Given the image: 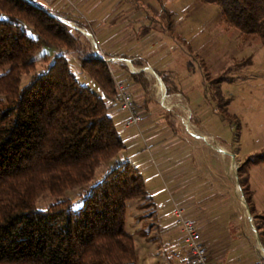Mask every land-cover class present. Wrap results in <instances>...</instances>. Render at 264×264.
<instances>
[{
	"label": "trees",
	"instance_id": "trees-1",
	"mask_svg": "<svg viewBox=\"0 0 264 264\" xmlns=\"http://www.w3.org/2000/svg\"><path fill=\"white\" fill-rule=\"evenodd\" d=\"M199 1L216 5L221 21L241 41L264 47V0ZM65 21L88 28L79 17L34 0H0V264H139L135 242L124 230L125 201L145 194L135 167L114 166L88 188L77 208L70 199L36 207L46 192L56 196L88 183L102 162L125 148L108 104L77 81L66 54H73L101 93L116 101L108 62L95 57L87 37ZM43 46L55 55L21 87L22 76L35 71L31 57ZM227 72L212 77L209 88L204 70L205 91L221 120L235 121L239 128L220 90L222 82L233 79ZM127 76L146 91L143 74ZM259 163H264V151L246 155L237 167V181L264 245V213L255 211L249 184V168ZM147 204L152 209L138 217L151 218V226L154 204L138 207ZM138 231L146 235L144 228Z\"/></svg>",
	"mask_w": 264,
	"mask_h": 264
},
{
	"label": "rangeland",
	"instance_id": "rangeland-1",
	"mask_svg": "<svg viewBox=\"0 0 264 264\" xmlns=\"http://www.w3.org/2000/svg\"><path fill=\"white\" fill-rule=\"evenodd\" d=\"M34 1L42 7L66 12L73 18L79 17L87 23V29L79 28L72 22L67 23L87 33L82 32L87 37L93 52L99 41L102 51L114 55L115 50H111V47L114 46L115 41L112 38L109 40L107 35V43L103 44L99 38L98 7L100 5L101 15L105 18L104 21L108 22V32L115 35L118 30L117 23L126 26L121 30L122 40H124L123 34L131 35L128 42L132 44V49L145 50L144 53H147L148 63L153 71L152 73L146 59L135 50L133 53L135 59L128 64L133 65L136 61L144 63L140 68H143V76L148 81L146 91L139 89L132 92L128 76L119 80L125 83L142 113L141 134L149 142L150 151H141L132 133L128 134L130 130L123 128L124 112L119 113L113 102L101 93L91 77L78 65L75 56L66 54V57L70 59V69L77 81L99 95L108 104L109 114L125 142V148L110 161L102 162L96 169L93 179L88 183L69 188L56 196L46 192L37 200L36 207L43 209L55 201L70 199L73 206L77 208L82 204L88 188L100 182L114 166L131 165L138 169L144 181L145 194L143 197L125 201L124 230L135 242L139 264H146L147 256H150L153 262L161 261L163 264L173 262L171 256L174 253L179 259L185 257L186 248L179 239L178 226L173 229L162 228L163 225L158 228L155 223L149 226L151 218H139L138 216L152 207L149 204L143 208L138 206L141 203L151 202L154 207L157 206L159 212H162V207L167 205L164 196L167 189L165 178L174 171L176 173L179 171L181 176L191 175L194 170L193 163L196 162L199 165V153L202 154V165L218 166L219 179L234 180L236 166L232 165L231 156L222 155L211 146L219 144L228 151L235 152L236 160L248 154L264 151V47L258 41H241L238 32L227 28L221 21L220 10L216 5L204 4L199 0ZM159 1L164 7L173 11L171 30L175 32L171 35V40L164 27L167 15ZM149 15L154 16L157 22L150 25L146 20ZM110 19H112L111 23ZM157 37H160V40ZM44 55H47L45 61L42 59ZM54 55L55 53L45 46L34 53L31 60L35 62V71L22 76L21 87L28 84L34 73L44 70ZM240 63L243 65L239 66ZM166 66L180 73L179 78L184 81L185 87H190L187 94L183 93L186 101L180 94L166 93L164 85L163 91L159 90L158 83L161 80H158L160 77L153 69H164ZM108 67L112 69V66ZM132 68L135 70L134 67ZM204 70L210 76L207 80L209 88L213 86L210 79L226 70H228L226 75L233 78L231 81L222 82L220 90L223 97L229 100L228 112L238 118L239 128L235 121L230 123L221 120L209 91L200 93L193 89L196 83H206ZM3 71L4 69H0V74ZM115 80L118 79L114 78V82ZM146 94H148L146 96L147 103H149L148 110L143 107V97ZM201 100L203 104L199 110H192L187 105L188 102L190 106H194L197 101L200 103ZM163 105H170L168 114L161 111ZM185 123L186 126H191L193 134L200 132L199 134L205 135L207 139L204 140L211 146L205 141H196L202 146L193 148L186 145L185 135L187 134L191 140L193 137L187 132ZM211 134L218 138V140L215 139L217 142ZM236 164L238 165L237 161ZM221 169H224V172H221ZM250 181L254 190V200L260 209L264 210V163L250 168ZM154 209L156 210V207ZM174 221L171 220V223L175 224L176 221ZM154 222H156L155 219ZM141 228L145 229L147 236L140 234L138 230ZM259 251L264 256V245Z\"/></svg>",
	"mask_w": 264,
	"mask_h": 264
},
{
	"label": "crops",
	"instance_id": "crops-1",
	"mask_svg": "<svg viewBox=\"0 0 264 264\" xmlns=\"http://www.w3.org/2000/svg\"><path fill=\"white\" fill-rule=\"evenodd\" d=\"M159 3L161 6H163L162 8L166 12V14L168 12L171 13L170 19L172 24L173 11L164 7L162 2L159 1ZM99 7H98L99 38L101 42H103V44L107 43V38H108L107 35L109 36V40L112 38L115 42L113 43L114 46L111 47V50L112 49L115 50V54L114 55L109 53L107 54L104 51H102L103 49L101 50L99 46L100 45L99 41H97L98 46H96V48L98 49L100 55L106 59L108 65L112 66L113 72L111 73L113 74V77L118 80H121L124 77H126L129 73L136 75L144 74L142 72L143 68H140L142 67V65H144L143 62L140 61L133 62L134 66L132 64L130 65L128 64V62H131L135 59V57L133 56L135 50L140 53L141 57H144L146 59L147 61L146 63L149 65L150 70L152 71V67L148 63L147 53H144L145 50L143 49L139 50L136 48L132 49V44L128 42L129 38H131V35L123 34L122 37L124 40H122L121 35L123 32L121 30L126 26H122L121 24L117 23L116 27L118 30L115 33V35H113V33L111 32H108V28H107L108 22L104 21L105 18L101 15ZM131 10L133 11V9ZM146 20L149 22L150 25H152L153 22L154 23L157 22L155 21V17L152 15L147 16ZM111 21L112 19H110L109 22L111 23ZM164 27L168 31L169 40H171V35L175 32V30H173L174 32H172L171 25L170 26L168 25L167 18ZM158 38L160 40V37H157V39ZM183 42L185 41L183 40ZM143 47H145V45H143ZM183 51H185V49ZM95 57L97 56L95 55ZM131 66L134 67L135 70ZM153 70L158 74L160 80H161V76L162 78H164L165 82L161 80L163 83L161 84L165 86L166 93H169V95L180 94L183 97V99L186 101V98L183 95V93H186L187 90L190 89V87L189 88L185 87L184 81L181 80V78H179L180 73L178 74L176 70L170 69L169 66H166V68L164 69L162 68V69H156V70L153 69ZM181 76L183 75L181 74ZM129 82L131 86L130 89L132 90V92L138 91L139 89L143 90L140 81L131 79L129 80ZM195 86L196 87H194L193 89L198 90L201 93L205 91L206 83L205 82L196 83ZM167 87L171 89V92L167 91ZM146 96H148V94H146L145 97H143L144 98L143 107L145 108V110H148L149 103H147ZM112 102L115 108H117V110L120 113L121 109L119 108L118 102L117 101H112ZM168 102L170 101L168 100ZM202 104H203L202 100L200 103H198L197 101L194 106H190L189 103L187 102V105L192 110H199ZM168 107L170 108V105L169 106L163 105L161 111L165 114H168L169 113ZM124 114L125 117L122 122L123 128L125 130H130L128 134L132 133V135L135 137V142L138 143L137 145L139 150L150 151L149 142L146 141L145 138H143V135L141 134L140 125L139 127H127L125 125L126 113L124 112ZM185 122L187 123V121ZM196 126L198 127V125ZM187 132L189 133V135L193 137V140H191L186 134L185 144L190 145L192 148L194 146L195 147L199 145L202 146V144L196 143V141L201 142V141H205L204 139H207L205 135L203 136L199 134L200 133L199 131L198 134H193L194 131L191 132L187 128ZM201 133L203 134V132ZM211 135L214 138V140L215 139L218 140L216 136H214L213 134ZM205 143L211 146L206 141ZM219 143L221 145H224L223 142L219 141ZM217 146L220 145L217 144L215 146H211V148L216 149L222 155H230L232 165H234L232 160L233 157L235 159V162L236 161L238 162V165L245 158V156H243L241 159L236 160L235 152L232 153L222 146H220L222 147V149H219V147ZM223 151H226V153H224ZM198 162L199 165L196 162H194L195 164L193 163L194 170L192 171L191 175L181 176V174H179V171L177 173L175 171L174 172L172 171L173 173L170 174L167 178H165L166 179L165 184L167 185V189L164 192L165 194L164 196L166 197L167 205L162 207V212H159V210H157V206H155L156 212L154 219L156 220V222L154 223L156 224V227L159 228V226L163 225L164 227L162 228L173 229L176 228V226H178L179 229L177 231L179 234L178 235L179 239L184 243L183 234L179 225H177V223H175L176 225L171 223V220L172 221L175 220L174 219L175 205H178L185 210L187 216L197 221L200 230L201 241L203 245L211 252L210 264H250L255 259L264 258L263 254L259 251L260 249L258 245L259 239L254 225V219L249 211V214L252 217V223H253L252 225V223L249 220L248 211L243 203V201L245 200L241 188L237 181V168L236 170H234V180L219 179L218 178L219 169L217 165H209V164L202 165L201 153L198 154ZM250 168H249V184H250V189L253 192V206L256 212L264 213V210L260 209V207L256 204V201L254 200V190L252 189V184L250 181ZM220 171L224 172V169H221ZM171 257H173L172 260H174L173 262H171L173 264H189L187 251H186V256L180 259L177 257L176 253L172 254ZM156 262L157 263H155V261L153 262L150 256L149 257L147 256L146 264H163L161 261H156Z\"/></svg>",
	"mask_w": 264,
	"mask_h": 264
},
{
	"label": "built area",
	"instance_id": "built-area-1",
	"mask_svg": "<svg viewBox=\"0 0 264 264\" xmlns=\"http://www.w3.org/2000/svg\"><path fill=\"white\" fill-rule=\"evenodd\" d=\"M95 55L100 60L106 59L100 55L95 48ZM111 71V68L108 67ZM116 96L115 99L119 104L121 111L126 113L125 125L127 127H138L143 119L142 113L136 106L127 86L124 82L115 80ZM174 218L179 225L183 241L188 255L189 264H210L211 252L203 245L198 223L195 219L186 215L185 210L175 205ZM250 264H264V258H258Z\"/></svg>",
	"mask_w": 264,
	"mask_h": 264
},
{
	"label": "water",
	"instance_id": "water-1",
	"mask_svg": "<svg viewBox=\"0 0 264 264\" xmlns=\"http://www.w3.org/2000/svg\"><path fill=\"white\" fill-rule=\"evenodd\" d=\"M66 23H67V21H65ZM82 32H84V34H87L84 30H82V29H80ZM158 78V77H157ZM158 80H160V78H158ZM224 153H226V151H223ZM233 164L236 166V168H237V164H236V162H235V159H234V157H233ZM235 175H236V172H235ZM243 203H244V205H245V207H246V209H247V211H248V214H249V210H248V207H247V204H246V202L245 201H243ZM249 220H250V222L252 223V217H251V215L249 214ZM252 225H253V223H252ZM258 245H259V247L260 248H262V245H261V243L258 241Z\"/></svg>",
	"mask_w": 264,
	"mask_h": 264
},
{
	"label": "bare ground",
	"instance_id": "bare-ground-1",
	"mask_svg": "<svg viewBox=\"0 0 264 264\" xmlns=\"http://www.w3.org/2000/svg\"><path fill=\"white\" fill-rule=\"evenodd\" d=\"M148 70H149V69H148ZM152 73H153V72H152ZM158 87H159V90L163 91V85L161 84V82L158 83ZM158 93H159V92H158ZM162 96H164V95H162ZM164 97H165V96H164ZM164 97H163V98H164ZM163 101H164V100H163ZM165 102H166V101H165ZM182 110H183V109H182ZM187 128H188L189 131H191V132L193 131V130L191 129V126L187 125ZM187 128H186V129H187ZM194 130H195V129H194ZM203 139H204V138H203ZM217 147H219V149H222V147H220V146H217Z\"/></svg>",
	"mask_w": 264,
	"mask_h": 264
}]
</instances>
